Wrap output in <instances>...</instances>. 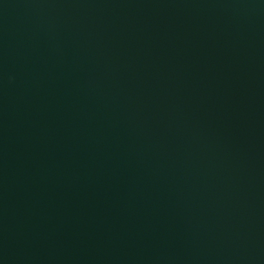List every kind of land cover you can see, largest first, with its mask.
Instances as JSON below:
<instances>
[{
    "label": "water",
    "instance_id": "1",
    "mask_svg": "<svg viewBox=\"0 0 264 264\" xmlns=\"http://www.w3.org/2000/svg\"><path fill=\"white\" fill-rule=\"evenodd\" d=\"M0 264H264V0H0Z\"/></svg>",
    "mask_w": 264,
    "mask_h": 264
}]
</instances>
